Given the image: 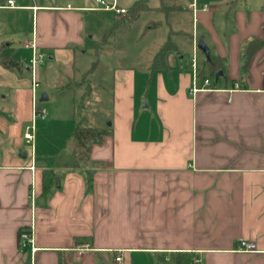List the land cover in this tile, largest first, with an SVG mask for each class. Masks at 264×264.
<instances>
[{"label": "crops", "instance_id": "crops-1", "mask_svg": "<svg viewBox=\"0 0 264 264\" xmlns=\"http://www.w3.org/2000/svg\"><path fill=\"white\" fill-rule=\"evenodd\" d=\"M192 1L195 11L185 5ZM201 2L182 1V13L189 14L181 27L187 32L182 53L167 52L165 69H151V56L142 70L102 58L111 37L102 42L100 35L99 45L89 47L100 29H93L98 13L113 11L97 0H15L9 7L26 11L31 26L24 41L33 39L47 63L56 64L64 52L90 55L84 68L72 60L65 77L88 74L91 87L86 80L75 86L65 81L57 90L76 93L80 101L99 95L89 110L92 123L98 122L95 112L105 111L111 132L75 163L70 132L53 150L39 138L55 120L45 115L31 158L22 137L31 116L30 85L14 141L0 138V264H106L108 258L119 263L123 254L150 256L151 263L158 256L173 264H194L195 257L198 264H264V46L243 65L247 41L264 38V0H232L221 10L223 19L215 6ZM200 34L209 52L221 57L223 75L213 74L206 87L192 92L189 58L195 47L201 66ZM24 48L28 66L14 59L29 71L32 50ZM39 65L37 86L47 100V69L43 61ZM104 90L110 106L97 109ZM0 92V102L9 96L22 102L16 88L6 85ZM74 106L73 100L72 125ZM45 169L54 181L43 193ZM23 227H31L33 255L18 245ZM241 237L253 241L255 250H237Z\"/></svg>", "mask_w": 264, "mask_h": 264}, {"label": "rangeland", "instance_id": "rangeland-1", "mask_svg": "<svg viewBox=\"0 0 264 264\" xmlns=\"http://www.w3.org/2000/svg\"><path fill=\"white\" fill-rule=\"evenodd\" d=\"M29 1L30 0H28V2ZM134 1L136 0H118V5L123 6V8L126 9L124 15L128 14V10ZM195 1H198V3L201 1V3H206L207 8L215 6L218 10V17L222 18L221 10L232 0ZM250 1L252 2V0ZM145 2L148 9L140 11L138 17L131 22H120V25L115 29L114 34L110 36L111 38L109 39L111 42L107 46L109 52L102 55V58L105 61H109L112 65L133 63L136 69L142 70L145 68V63L151 59V56H153L160 48L167 37L177 44L178 49L173 52L177 54L182 53L181 47L185 48V36L181 32L183 31L181 27L186 26V19L187 16L189 18V14L186 15L181 12L178 13L176 17L170 18L171 20L169 18L166 19L165 15L156 9L159 0H145ZM23 12L26 11L19 8H0V46L1 53L13 59H21L24 61V66H28V63L25 61H27L29 53L24 48L23 43L24 39L29 36L31 20L23 16ZM98 14H100L101 20L94 21L95 28L93 29H100L98 30L97 38L95 39L94 36L90 39L89 47H97V45H99V37L102 35L104 28L109 27L111 25L110 23L115 21V18L119 16V14H116L113 11L99 12ZM224 22L227 23V19H225ZM177 23H179V25ZM94 32L96 33V30H94ZM186 52L187 50H184V56L187 54ZM89 57L90 55L88 53L80 54L77 52H64L60 53L59 58L56 60V64L47 63L48 59L44 57L45 61L43 60V68L47 69L46 82L49 83L48 89L45 91H47L49 98L47 100H40L41 93L44 90L41 89L42 85L37 86L35 96L37 105H42L46 111V119L49 120L51 116L55 117V120L52 121L50 126L46 129L42 127L40 132H38L40 136L39 138L42 139L41 141H45V147L49 150L55 149L58 144L61 146L63 144L62 142L68 137L67 133L71 131L73 126L71 124L72 101L74 100L75 104H79V101L81 100L80 96L76 93L73 95L71 91H58L57 89L60 88L61 83H64L65 81H68L67 83L73 86H75V84H80L83 80L89 81L87 76L80 78L79 73L76 74V78L73 77L68 80L65 77L66 71L72 65V60H74L73 62L77 64L79 68H84L86 67L83 66L85 59L87 60ZM39 66L40 65L37 66L36 72ZM36 77H38V72L36 73ZM90 82L91 80L88 82L89 86L91 85ZM6 85L11 89L16 88L21 96L19 101H22L18 102V98H15L16 100H14L13 96H9L7 100L0 102V138L7 136L5 142L9 143L11 140L14 141V136H16L17 121L19 117H26L25 105L23 104L27 103L28 90L31 85L29 71L25 70L24 67L21 69H7L0 64V88ZM1 93L3 94V92H0V94ZM98 96L99 95H90L88 99L80 101V107L78 105L79 109L77 111L78 114L75 115L76 119L78 118L85 124L93 125V116L89 110L95 104V101L93 100ZM101 96L103 101L101 104H98L96 108L99 109L103 107L108 109L110 106L111 95H109L108 90H104ZM20 105L22 106L21 108H19ZM104 112L105 111L100 112V110L95 112L94 116H97L98 122L93 126L99 127L100 129L104 128ZM29 117L30 114H28L27 119H30ZM40 120L37 118L34 122L35 132L36 129H39V126H41L39 125V122H41ZM57 136H60V138H57ZM56 138L59 139L58 143L53 144L52 140H55ZM35 140L34 137V143ZM122 258V261L119 263L108 258L106 264H156V262L158 264H173L167 260L160 259L158 256H151V260L153 258V263L148 260L150 256L144 255L128 256L123 254Z\"/></svg>", "mask_w": 264, "mask_h": 264}, {"label": "trees", "instance_id": "trees-1", "mask_svg": "<svg viewBox=\"0 0 264 264\" xmlns=\"http://www.w3.org/2000/svg\"><path fill=\"white\" fill-rule=\"evenodd\" d=\"M182 1L183 0H159V4L157 5L156 9L158 11H161L165 18H172L176 17L178 13H181L184 11V8L182 7ZM148 9L145 0H136L131 5V7L128 10V14L125 15L123 18H120L117 22L113 23L109 28L103 31L101 41L104 42L106 39H108L115 31V29L120 25V22H131L134 19H136L139 15V12ZM171 20V19H170ZM174 30V29H171ZM183 34H187L184 30L181 31ZM189 36L191 35L188 33ZM261 46H264V38L257 39L253 38L247 41V43L244 46V63L245 66L250 58L252 57L253 53ZM178 49L177 44L171 40L169 37L162 43L160 48L154 53L151 62H150V68L151 69H165L166 68V61H165V54L169 51H176ZM96 62H93L91 65V70L94 68ZM0 64L8 69H18L20 68V63L16 61L15 59L4 56L0 52ZM223 62L221 57L218 55L210 53L209 59H206L205 56L202 59L201 66L198 69V78L203 79L204 77L210 78L215 71L222 70L223 69ZM88 76V74H85V77ZM232 81H228V83H231ZM65 85H69L68 83ZM227 85V84H226ZM80 107L79 104H75L73 108V114L74 116L78 114V109ZM82 106V105H81ZM108 121V120H107ZM107 121L104 120V128L100 129L99 127L88 125L83 122H81L78 118L77 121H75V124L73 125L70 133L68 136L72 137L73 139V147H72V154H73V160L76 163L77 161H85V159L88 156L89 147L92 143L98 142L102 139L104 135H107L111 132V126L107 124ZM51 170L45 169L42 171L41 175V188L42 192H46L51 183H53L54 178ZM90 173L87 174V182L90 186ZM21 229V228H20ZM19 229V230H20ZM18 230V233H19ZM86 241V238H75L76 242Z\"/></svg>", "mask_w": 264, "mask_h": 264}, {"label": "built area", "instance_id": "built-area-1", "mask_svg": "<svg viewBox=\"0 0 264 264\" xmlns=\"http://www.w3.org/2000/svg\"><path fill=\"white\" fill-rule=\"evenodd\" d=\"M103 8H108L113 10L116 14H124L126 12V9L123 7H120L117 5L116 0H112L111 3H107L104 0H97ZM185 5L188 8H191L193 11H195V3L194 1L192 2H186ZM0 6L3 7H15L16 3L15 0H0ZM24 45L27 47H30L32 50L30 62H29V72H30V77H31V97H30V120L29 122L24 126L23 132H22V137L25 142V144L28 146L29 151H30V156L33 158L34 154V137H35V126L34 122L36 118H45L46 111L43 107H39L36 103V96H35V87L37 86V79H36V68L37 66L43 61L44 55L40 52L37 51L36 45L33 39L25 40ZM190 66L193 72V82L191 85V91L195 92L199 89L200 87H206L209 84V78L204 77L202 79V84L198 85V69H199V64L197 60V55H196V50L194 47V51L192 52L190 58ZM32 168V165H31ZM33 242V237H32V231L31 227H23L19 230L18 233V245L20 248H28L30 249L31 255L34 254V246L32 244ZM237 250L241 251H253L255 250V244L251 240H247L245 238H238L237 242ZM78 251H82L84 247H79L77 248ZM115 260L119 261L120 260V255L115 256ZM194 263L198 264L200 259L195 257L194 258Z\"/></svg>", "mask_w": 264, "mask_h": 264}, {"label": "water", "instance_id": "water-1", "mask_svg": "<svg viewBox=\"0 0 264 264\" xmlns=\"http://www.w3.org/2000/svg\"><path fill=\"white\" fill-rule=\"evenodd\" d=\"M196 46L197 48L204 54L205 58L206 59H209L210 57V52H209V48L207 46V44L205 43L204 39H203V35H198L197 37V41H196ZM223 75V72L221 70H217L215 71L214 73V77L215 79L219 76V75ZM46 99V96L44 93H41V96H40V100H45ZM29 264V263H27Z\"/></svg>", "mask_w": 264, "mask_h": 264}]
</instances>
